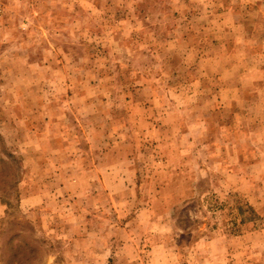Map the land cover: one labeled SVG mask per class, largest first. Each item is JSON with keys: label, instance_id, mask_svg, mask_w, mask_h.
Here are the masks:
<instances>
[{"label": "rangeland", "instance_id": "374dc122", "mask_svg": "<svg viewBox=\"0 0 264 264\" xmlns=\"http://www.w3.org/2000/svg\"><path fill=\"white\" fill-rule=\"evenodd\" d=\"M0 264H264V0H0Z\"/></svg>", "mask_w": 264, "mask_h": 264}]
</instances>
